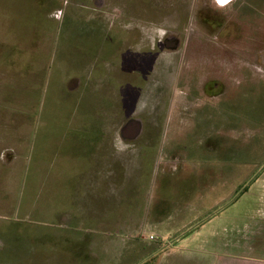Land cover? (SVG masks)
<instances>
[{"label":"rangeland","instance_id":"1","mask_svg":"<svg viewBox=\"0 0 264 264\" xmlns=\"http://www.w3.org/2000/svg\"><path fill=\"white\" fill-rule=\"evenodd\" d=\"M61 1L0 0V264H98L108 245L73 243L93 237V228L45 223L49 203L71 220L92 214L142 224L131 228L130 257L121 263L115 255V264H142L163 244L160 230L165 245L190 234L173 226L179 205L188 207L180 224L219 207L216 225L226 234L217 262L264 264V0H227L225 10L212 12L222 17L217 27L198 17L215 0H124L140 20L131 32L176 28L178 52L156 59L148 46L137 51L147 37L131 33L116 49L125 52L111 57L118 65L112 73L90 64L94 85L83 81L77 89L69 83L83 68L61 39ZM132 117L158 128L124 144L120 130ZM69 153L78 161H67ZM89 154L96 156L90 163ZM126 169L146 176L120 179L107 195L101 182L92 195L84 180L75 196L71 185L54 181L57 172L89 177ZM190 169L205 174L196 182L210 193L199 211L190 203ZM44 172L53 174L54 188L44 185ZM158 215L171 219L168 227L152 225Z\"/></svg>","mask_w":264,"mask_h":264},{"label":"crops","instance_id":"2","mask_svg":"<svg viewBox=\"0 0 264 264\" xmlns=\"http://www.w3.org/2000/svg\"><path fill=\"white\" fill-rule=\"evenodd\" d=\"M69 131H75V130L70 129ZM66 137H67L66 140L62 142H66L69 140L70 136H66ZM69 154H71V156L70 155L65 156L67 161H71L72 163H75L78 161L79 156H77V154H74V155L73 153H69ZM103 154L104 156L103 157L101 156L102 157L101 159H105L107 161V151L106 152L104 151ZM94 155L89 154V156L88 155L85 156L84 161L90 163V160L95 159L96 156ZM108 157L110 156L108 155ZM65 158H63L62 160H64ZM2 159L4 160V156L0 157V160ZM12 162H18L16 160V157L14 158V161H11V163ZM127 164H130L129 161ZM141 173L137 172V174L136 173L132 174L128 171V169H126V171L121 172V173L107 171L103 173L102 172L92 173L91 175H89V177L88 175H84V173H78V174L75 173L74 175H70V177L62 178V176H59L60 173L57 172L55 174H57L58 176L54 178V181H59L60 184L63 183V181L66 182L65 187L68 184L71 185L75 196L78 193L81 194V189H82L84 180H87V179L90 180V182L86 183V186H89V183H90V188H92L91 190L92 195L93 193H96L94 189L99 188L100 186L99 187L97 186H98V183L101 182V185L105 189V193L107 195V194L113 193L112 190H114L116 183L120 179H128V180L132 179L133 180L136 178V180H140L143 178L142 176H146L145 172H141ZM201 174L202 173H200L199 171H193L190 169V183L192 182L190 186V203H192L193 201V205L196 204L197 211L202 209V205L209 204L208 202L205 203V200L208 197L207 193L209 192L203 191L201 185L198 186L196 182L197 178L199 179L204 178L205 174H202V175ZM52 175L50 173L46 174L44 172L41 177L45 181L44 185H48L49 188L50 186L54 188V184H53L54 182L51 183ZM132 176H135V177H132ZM193 183H196L198 188H193V185H195ZM233 202L234 200L229 202L227 205H230ZM53 206H58V205L53 204ZM179 207H178L179 209L177 208L176 210L178 211V213L180 212L181 215L179 217H176L173 220V226L177 225V227L179 228L189 227L188 231H190V234L181 236L179 237L180 239H176L175 241H171L165 245L166 243L165 241H167L166 236H164L163 232L160 230V232L158 234H155V236L158 238V240L160 238L162 239L160 240L159 245L162 243L163 244L160 245L159 246L160 248L158 247L157 250L153 252L149 257H146L144 260L145 263L144 262L143 263L147 264L146 263L147 261L155 259L157 260L155 264H219L217 262V258L220 257V254L216 251H217V248H221L223 246L222 240L224 238V234H226V231L222 232V230H220L219 227H217L216 224H220V222H218L216 218V216L218 215H215V214L221 211L222 208L218 207L214 209L213 210L214 213L211 214L212 213L211 212L210 213L211 215L208 216L206 219L203 218L204 216L200 217L198 214L192 219L191 223L190 221L189 222L182 221L183 223L180 224L181 222L180 218L184 217V214L186 213V211H188V207H184L181 205H179ZM43 211L45 213H48L51 216L50 220L45 222V223H48L49 225L72 226L79 222H80V225H85V223L90 224L91 227L93 228L92 230L94 232L93 233L94 236L88 239L86 237L85 238L80 237L79 235L75 238L76 240H73L74 241L73 243L83 246L86 249H90L91 247L90 246L87 248L86 247L87 244H93V243L94 244H107L108 246L105 247V249H103L101 254L97 253V258L99 260L98 264H115L114 261H115L116 256H118V258L116 259L119 260V262L121 261V263H125V259H128L131 255V252H130L131 228H137V227L142 226V224L133 225V223H131L130 220H129V223H122L121 221L115 223L113 220H108L106 216L98 217L95 215L93 216L92 214H90L89 220L88 219L86 220V218L83 219V217L82 219L74 218L75 220H71L64 213L62 214V211H58V209L57 210L53 209L50 203H49V207L46 206ZM199 213H201V211ZM170 220L171 219H164L162 218V216L158 215L153 220L155 222L152 223V225L156 226V228H163V227L166 228L168 226H166L165 223L166 221H170ZM72 221H74V224H72ZM185 222L187 223L185 224ZM135 231L140 232L141 230L136 229ZM152 240H155V237ZM115 244H119V245L122 244L121 249L119 251H115L114 249ZM195 244H199V245L195 246ZM109 245L111 247H109ZM208 245H211L215 249V251L209 250L207 248Z\"/></svg>","mask_w":264,"mask_h":264},{"label":"flooded vegetation","instance_id":"3","mask_svg":"<svg viewBox=\"0 0 264 264\" xmlns=\"http://www.w3.org/2000/svg\"><path fill=\"white\" fill-rule=\"evenodd\" d=\"M125 2L126 1L124 0L61 1V39H63L64 42H70V45H65L66 50H73L76 52L78 58L77 61L78 63L80 62V65L83 68L81 69L80 76L83 77L84 74L82 73H86V77H80L79 79L75 77L76 79H74L73 82L71 81L69 83H76L75 89H77L80 86V83H82L83 81L89 83L88 85H94V76L92 75V73L86 72V69H89L90 64H92V67L94 69L98 67L105 68L109 73H112L113 68L118 65L115 64V60L112 61L111 57H113L116 52H118L116 54L117 56L120 55L121 52H125L120 48V50L118 51L116 49L119 44H124L125 37L131 35V33H133L135 36L139 35L144 38L147 37L148 41L143 44V46L140 45L137 51H140L141 48L143 49L144 47L147 48L148 46L151 48V51H153V53H156V59L158 57H162V51L168 52L170 50L172 52L176 50V52H178V48L180 45V33L176 28H163L159 26L150 29L138 28L136 29V31L131 32V29H133L131 27L132 23L136 22L137 24H139L140 20L138 17L132 18L131 11H128L126 9ZM155 3L156 6L158 3ZM215 4V7L217 8L209 5L198 11L199 19L202 20L203 24H205L206 26L217 27L218 25L222 24L220 21L222 20V17L220 15L212 14V12L216 13V11H213L215 9H218L219 11H223V9L225 10L226 3H221L219 2V0H215ZM156 59L149 60V62L153 63V65L150 67L155 66L154 63H156ZM97 61L98 63H102L100 65H97ZM102 72L101 74H103ZM122 72L119 69L118 74L121 75ZM88 73H90L92 77H90L89 75L87 76ZM99 73L100 71H96V74H94L97 79H99ZM147 76L148 75L146 73L145 77ZM219 87L220 85H218L215 89H218ZM218 92H221V90L218 89ZM133 120L140 122V132L136 139L131 138L134 136V133L137 129V127H135L134 124L131 123ZM146 125L147 124H144L140 118L138 119L136 117H132L127 120V122L122 126L120 130L122 143L135 144L138 142V138L142 137L146 128L152 131L157 127L156 125Z\"/></svg>","mask_w":264,"mask_h":264},{"label":"water","instance_id":"4","mask_svg":"<svg viewBox=\"0 0 264 264\" xmlns=\"http://www.w3.org/2000/svg\"><path fill=\"white\" fill-rule=\"evenodd\" d=\"M131 123H133L134 126L137 127L136 132L134 133V136L131 137L132 139H136L138 137V135H139V132H140V122L136 121V120H133Z\"/></svg>","mask_w":264,"mask_h":264},{"label":"snow or ice","instance_id":"5","mask_svg":"<svg viewBox=\"0 0 264 264\" xmlns=\"http://www.w3.org/2000/svg\"><path fill=\"white\" fill-rule=\"evenodd\" d=\"M221 3H227V0H219Z\"/></svg>","mask_w":264,"mask_h":264},{"label":"built area","instance_id":"6","mask_svg":"<svg viewBox=\"0 0 264 264\" xmlns=\"http://www.w3.org/2000/svg\"><path fill=\"white\" fill-rule=\"evenodd\" d=\"M151 239H154V237H153V236H151Z\"/></svg>","mask_w":264,"mask_h":264}]
</instances>
